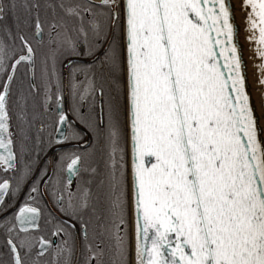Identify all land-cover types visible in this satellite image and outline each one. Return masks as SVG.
<instances>
[{"label":"snow or ice","instance_id":"6c2138e0","mask_svg":"<svg viewBox=\"0 0 264 264\" xmlns=\"http://www.w3.org/2000/svg\"><path fill=\"white\" fill-rule=\"evenodd\" d=\"M0 264H264V0H0Z\"/></svg>","mask_w":264,"mask_h":264},{"label":"water","instance_id":"95a60500","mask_svg":"<svg viewBox=\"0 0 264 264\" xmlns=\"http://www.w3.org/2000/svg\"><path fill=\"white\" fill-rule=\"evenodd\" d=\"M237 23H240V14H237ZM241 43L244 44V58L249 64V70L251 71V60L249 59L250 57V51L247 45V42L244 40V34L241 32ZM255 95V93H254Z\"/></svg>","mask_w":264,"mask_h":264}]
</instances>
